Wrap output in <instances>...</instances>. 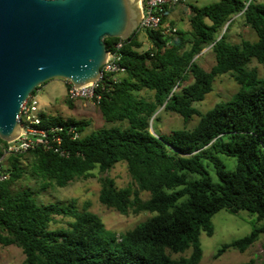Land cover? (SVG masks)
Masks as SVG:
<instances>
[{
	"label": "trees",
	"instance_id": "obj_1",
	"mask_svg": "<svg viewBox=\"0 0 264 264\" xmlns=\"http://www.w3.org/2000/svg\"><path fill=\"white\" fill-rule=\"evenodd\" d=\"M174 8L164 10L157 31L146 32L147 50H142L138 31L124 43L122 78L104 79L105 90L99 92L104 122L99 131L85 136L89 122L41 113L39 128L74 126L81 138L74 141L60 133V148L68 156L37 147L9 157V178L0 183V246L19 249L21 264H199L200 235L212 237V218L221 211L247 212L259 225L222 245L215 259L228 250L244 253L264 236V77L251 67L255 62L264 69V4L218 0L191 7L190 29L165 37L162 28ZM237 16L256 41L228 40ZM118 40L104 39L106 49ZM206 49L215 58L209 71L198 63ZM225 75L238 90L201 114L194 105ZM66 102L72 108L74 102ZM160 112L178 115L184 125L194 117L198 122L162 134L154 126ZM117 164L127 168L125 188L107 175ZM95 171L102 206L123 216H149L112 236L87 204L79 210L75 201L39 200L48 189L89 179ZM60 222L65 225L52 227Z\"/></svg>",
	"mask_w": 264,
	"mask_h": 264
},
{
	"label": "water",
	"instance_id": "obj_2",
	"mask_svg": "<svg viewBox=\"0 0 264 264\" xmlns=\"http://www.w3.org/2000/svg\"><path fill=\"white\" fill-rule=\"evenodd\" d=\"M138 0H0V139L22 129L21 105L52 80L76 89L101 76L104 39L128 41L141 20Z\"/></svg>",
	"mask_w": 264,
	"mask_h": 264
},
{
	"label": "rangeland",
	"instance_id": "obj_3",
	"mask_svg": "<svg viewBox=\"0 0 264 264\" xmlns=\"http://www.w3.org/2000/svg\"><path fill=\"white\" fill-rule=\"evenodd\" d=\"M217 1L218 0H183L181 4L173 9L166 24L172 21L176 29L188 31L190 29L189 18L191 15L189 9L191 7L200 8ZM249 1L264 4V0H247V2ZM227 35L228 40L233 44H239L242 40L250 42L257 40L255 33L250 28L246 27L243 24L242 18L238 16L233 18ZM138 41L142 44V50L145 51L149 48L145 33H139ZM198 63L204 70L209 71L215 64L212 51L206 49L203 55L199 57ZM251 67L257 69L260 77H264V69L260 65L253 62ZM120 78H122V75L117 76V80ZM66 88V82L61 80H52L43 85L36 92L40 111L42 110L41 113L48 116H58L64 120L73 119L75 121L85 120L89 122V127L83 132L85 136L92 132L99 131L104 126V122L98 107L91 101L80 100L75 101L72 108H70L66 102ZM237 90L238 86L230 76L225 75L218 77L213 84L212 93L208 94L202 103L195 104L194 106L201 114H205L220 102L228 100ZM141 95L150 97L152 94L149 92H142ZM158 119V121L154 122V126L156 130L162 134H168L184 126L191 129L198 122V117H194L189 124L184 125L182 118L178 115L164 112H160ZM94 174V177L86 180H76L65 188H50L39 197V200L43 203L60 202L63 204L75 201L79 210H82L84 205L87 204L88 210L102 220L108 234L112 236L124 234L132 230L138 223L144 221L149 216L148 214H140L137 216L130 214L123 216L112 209L102 206L98 200L100 190L98 181L99 174L97 171H95ZM107 175L115 181L118 188H125L130 183V177L125 164H117ZM31 184L33 185V183ZM64 225L65 223L60 222L58 225H52V227L56 228ZM212 225L214 228L212 237H207L205 233H201L200 235L202 258L199 264H244L250 260H254L258 264L261 262L264 255V249L262 247L264 236L261 237L258 243L244 253L228 250L219 258H214L217 250L222 245L248 235L254 225L258 226L259 223L256 217L251 216L247 212L231 215L226 211H221L212 218ZM184 255L188 257L190 251ZM179 256L180 255L173 256V258H178ZM22 261L23 255L19 249L0 246V264H21Z\"/></svg>",
	"mask_w": 264,
	"mask_h": 264
},
{
	"label": "built area",
	"instance_id": "obj_4",
	"mask_svg": "<svg viewBox=\"0 0 264 264\" xmlns=\"http://www.w3.org/2000/svg\"><path fill=\"white\" fill-rule=\"evenodd\" d=\"M180 2H183V0H138L137 4L141 20L136 31L145 34L147 31H157L161 26L164 10L176 7ZM162 29L161 34L165 37L174 36L177 30L175 27L169 26V24H165ZM125 42L119 39L107 50L106 60L101 68V76L98 81L82 86L79 89L69 83L66 88V98L73 102L80 100L91 101L97 106L101 100L99 92L105 90L103 80L117 82V76L125 72V69L121 66V50ZM40 114L41 111L36 94L30 95L21 105L17 116L22 132L11 142H3L0 139V183L7 181L9 178V172L6 167L9 157L21 155L37 147L42 148L44 151H54L60 156H68L69 153L60 148V144L63 141L60 133L65 132L74 141L81 138L80 133L77 132L74 126L67 128L53 126L48 130L39 128L41 124Z\"/></svg>",
	"mask_w": 264,
	"mask_h": 264
},
{
	"label": "crops",
	"instance_id": "obj_5",
	"mask_svg": "<svg viewBox=\"0 0 264 264\" xmlns=\"http://www.w3.org/2000/svg\"><path fill=\"white\" fill-rule=\"evenodd\" d=\"M63 84V83H62ZM66 90V89H65ZM42 111V110H41ZM44 114V113H43Z\"/></svg>",
	"mask_w": 264,
	"mask_h": 264
}]
</instances>
